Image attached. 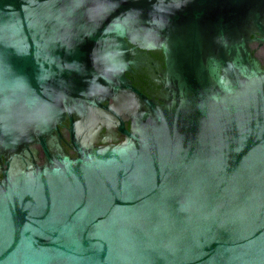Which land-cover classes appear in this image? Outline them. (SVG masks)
Listing matches in <instances>:
<instances>
[{"label":"water","instance_id":"95a60500","mask_svg":"<svg viewBox=\"0 0 264 264\" xmlns=\"http://www.w3.org/2000/svg\"><path fill=\"white\" fill-rule=\"evenodd\" d=\"M252 44L264 0H0V264H264Z\"/></svg>","mask_w":264,"mask_h":264},{"label":"flooded vegetation","instance_id":"af4514ba","mask_svg":"<svg viewBox=\"0 0 264 264\" xmlns=\"http://www.w3.org/2000/svg\"><path fill=\"white\" fill-rule=\"evenodd\" d=\"M251 54L259 59L262 66L264 65V49L262 47H257L256 44H252ZM96 118L89 123V127L95 132L94 134H90V140L93 141V144L97 146H105L108 144H118L125 140L124 134L117 129L118 119L115 116L113 117L112 115H109L107 119H102L100 117ZM79 119V117L76 118L73 124L75 125ZM58 133L60 136L59 143L63 152L73 158L75 153L69 147L68 119L66 117L58 125ZM88 138L89 137H87V140ZM37 158V164L42 163L41 154H39Z\"/></svg>","mask_w":264,"mask_h":264}]
</instances>
